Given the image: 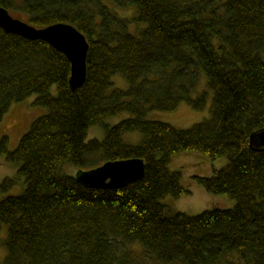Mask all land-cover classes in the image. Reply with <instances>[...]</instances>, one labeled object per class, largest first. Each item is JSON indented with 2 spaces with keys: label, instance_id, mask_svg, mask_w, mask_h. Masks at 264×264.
<instances>
[{
  "label": "trees",
  "instance_id": "1",
  "mask_svg": "<svg viewBox=\"0 0 264 264\" xmlns=\"http://www.w3.org/2000/svg\"><path fill=\"white\" fill-rule=\"evenodd\" d=\"M0 6L37 27L72 23L89 41L86 80L74 89L63 52L0 27V123L31 94L48 109L13 150L8 135L0 139V156L16 163L25 180L22 193L0 199V230L7 226L0 264H264V149L250 147L251 133L264 127V0H0ZM202 71L214 92L208 118L180 128L146 117L183 102L204 109L208 91L193 95ZM115 74L128 88L113 85ZM123 112L131 116L104 125ZM99 124L104 138L86 140ZM126 131L143 138L125 142ZM189 151L228 158L214 174L193 179L234 206L189 215L162 201L191 193L170 166L173 155ZM130 157L144 159L145 174L120 188H95L63 171ZM13 183L5 177L0 194Z\"/></svg>",
  "mask_w": 264,
  "mask_h": 264
},
{
  "label": "rangeland",
  "instance_id": "2",
  "mask_svg": "<svg viewBox=\"0 0 264 264\" xmlns=\"http://www.w3.org/2000/svg\"><path fill=\"white\" fill-rule=\"evenodd\" d=\"M111 6L116 9L118 13L125 16L129 17V15L132 14V10L124 11V9L122 10L117 6ZM14 16L26 20L23 14H14ZM134 24V22H131L129 29L133 30ZM112 81L114 86L121 88H128L129 86L128 81L121 74H115L112 77ZM204 90L208 91V97L207 105L202 110L194 108L187 102H183L178 106V108L171 111L150 110L147 112L146 117L148 119L169 122L176 127L187 128L211 115L214 92L207 86V76L206 73L202 71L198 88L193 92L194 97L198 96ZM53 92L57 93L56 85L53 87ZM36 98L37 94H31L25 99L13 103L1 121L0 139L5 134L9 136L10 150L16 148L21 136L28 130L32 120L47 112L48 109L46 107L35 104ZM130 116L131 114L128 112L109 116L105 119L104 125L112 126ZM104 125L99 124L90 126L86 140H90L92 138L103 139L105 133ZM142 138L143 134L140 131H126L123 133V139L128 143L138 144ZM194 153L197 154V157L194 156ZM180 159L186 160L178 162ZM103 162V159H98L97 161L83 167L70 166L68 168L66 167V169L64 167L63 171L73 175H78L80 171L94 169L95 167L103 164ZM227 163L228 158L226 156L211 159L206 155L194 151L182 152L173 155L170 166L172 169L180 170L182 172V181L185 185H191V193L182 194L179 197L169 195L164 197L162 201L168 204L173 211H182L189 215H196L205 210L216 207L229 208L234 206L236 201L228 195L209 193L202 185L195 182V179H193L195 174L212 175L216 170L226 166ZM5 177H12L14 179V183L7 191L0 194V199L7 195H16L23 192L25 188V180L23 176L18 174L17 164L8 161L5 156H0V183ZM6 234L7 226L3 224L0 230V262L7 254L6 247L4 245ZM136 247H141V245L137 244Z\"/></svg>",
  "mask_w": 264,
  "mask_h": 264
},
{
  "label": "water",
  "instance_id": "3",
  "mask_svg": "<svg viewBox=\"0 0 264 264\" xmlns=\"http://www.w3.org/2000/svg\"><path fill=\"white\" fill-rule=\"evenodd\" d=\"M0 27L8 32L17 33L27 39H40L49 42L63 52L71 63L70 85L76 89L86 80L87 54L89 41L86 35L74 24L55 22L44 27H37L28 21L14 16L0 6ZM250 147L264 149V127L250 135ZM145 174V161L139 157L119 160H107L94 169L80 171L78 178L95 188H120L128 182L141 179Z\"/></svg>",
  "mask_w": 264,
  "mask_h": 264
},
{
  "label": "crops",
  "instance_id": "4",
  "mask_svg": "<svg viewBox=\"0 0 264 264\" xmlns=\"http://www.w3.org/2000/svg\"><path fill=\"white\" fill-rule=\"evenodd\" d=\"M195 155L194 156H196L197 157V154L196 153H194ZM186 159H180L178 162H182V161H185ZM193 192V191H192Z\"/></svg>",
  "mask_w": 264,
  "mask_h": 264
}]
</instances>
